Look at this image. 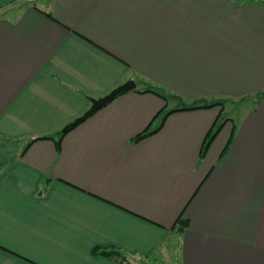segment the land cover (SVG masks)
<instances>
[{"label":"crops","instance_id":"1","mask_svg":"<svg viewBox=\"0 0 264 264\" xmlns=\"http://www.w3.org/2000/svg\"><path fill=\"white\" fill-rule=\"evenodd\" d=\"M149 258L264 264V1L0 0V264Z\"/></svg>","mask_w":264,"mask_h":264},{"label":"water","instance_id":"2","mask_svg":"<svg viewBox=\"0 0 264 264\" xmlns=\"http://www.w3.org/2000/svg\"><path fill=\"white\" fill-rule=\"evenodd\" d=\"M134 87H135V82L132 79H128V80L124 81L123 83L119 84L118 86H116L115 88H113L112 90H110L105 95L100 96L98 98H91L90 106L80 116H78L77 118L72 120L70 123L66 124L62 128L61 132L67 130L68 128L72 127L73 125H75L79 121L86 118L88 115L93 113L96 109H98L99 107L104 105L106 102L110 101L115 95H117L121 92L130 90V89H133Z\"/></svg>","mask_w":264,"mask_h":264},{"label":"trees","instance_id":"3","mask_svg":"<svg viewBox=\"0 0 264 264\" xmlns=\"http://www.w3.org/2000/svg\"><path fill=\"white\" fill-rule=\"evenodd\" d=\"M140 91H150V92H154V93H156V94H159V95L163 96L165 99H166V97H167V93L163 90V88H161V87H159V86H154V85H152V84H148V83L144 84L143 88H142ZM188 107H189V108H192V107H200V106H188ZM169 111H170V110H169ZM169 111H167L164 115H162L161 117H159V120H158L157 124H156L152 129L147 130L145 133H151V132L156 131L157 129H159V128L161 127L163 121H164V118L166 117V114H167ZM64 132H65V131H63V132L60 131V132L57 134V140H56L57 144L59 143L58 140L60 139V137L62 136V134H63ZM145 133L138 134V135L135 137V139L139 138L140 136L145 135ZM51 136H52V135H48V136L46 135V136H41V137H51ZM32 140H33V139H32ZM205 147H206V145L202 148V150H201V154L204 153ZM177 224H179L178 229H182V228H184V227L187 225V220L184 219V218H182V216H181V214H180V215L178 216V218H177ZM100 247H101V246H95V247L92 248L91 251H92L93 253H95V252H100V253H103V254H109V253H110L109 251H107V249H101Z\"/></svg>","mask_w":264,"mask_h":264},{"label":"rangeland","instance_id":"4","mask_svg":"<svg viewBox=\"0 0 264 264\" xmlns=\"http://www.w3.org/2000/svg\"><path fill=\"white\" fill-rule=\"evenodd\" d=\"M240 1H246V0H240ZM252 1H256V2H263L264 0H252ZM123 83V82H122ZM162 88V87H161ZM163 90H164V88H163ZM165 91V90H164ZM167 97H169L168 95H167ZM235 101H238V100H235ZM240 101H238L237 103H235V104H232V105H236V104H238ZM181 216H182V218H184V216L182 215V213H181ZM178 226H177V228L179 227V224H177ZM166 260H168V262H164V263H161V264H175V262L172 260V259H166ZM157 261H160V260H158V259H153V258H149L148 259V264H160V263H156ZM136 262V264H142L143 262L142 261H135ZM146 263V262H145ZM147 264V263H146Z\"/></svg>","mask_w":264,"mask_h":264}]
</instances>
